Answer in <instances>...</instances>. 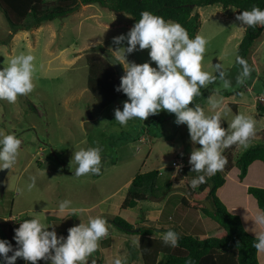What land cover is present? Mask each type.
<instances>
[{
	"label": "rangeland",
	"instance_id": "1",
	"mask_svg": "<svg viewBox=\"0 0 264 264\" xmlns=\"http://www.w3.org/2000/svg\"><path fill=\"white\" fill-rule=\"evenodd\" d=\"M195 11L200 20L197 34L209 42L202 70L214 72V65L221 63L231 86L225 88L222 81L210 84L201 89L202 95L195 97L193 104H199L207 114H211L210 99L222 102L223 93H227L229 101L237 104L238 113L246 115L253 112L244 106L253 104L255 97L264 100V28L250 49L248 63L253 69L251 77L243 84H238L236 77L241 66L236 63V49L244 30L239 28L242 25L236 19L240 13L233 7L222 8L219 5L200 7ZM134 24L133 19L124 13H114L97 5H82L61 19L12 34L0 11V68L7 66L13 55L31 52L36 57L33 62V91L18 96L14 104L0 101V131L5 134L14 133L21 139L17 163L13 169H7L4 176L0 192V218L9 222L20 216L37 218L45 227H49L48 230L55 229L58 235L66 237L70 227L81 222L88 223V214L72 215L68 211L60 213V201L70 199L74 207L82 205L81 199L85 195L86 201L91 202L98 197L97 192L102 193L100 198L108 196L123 187L131 177L150 169L151 163L154 167L163 166L160 173H164L167 178L174 170L171 162L181 146L191 145L193 148L187 126L175 124L174 114L164 110L158 115L149 116L144 122L131 120L127 127H120L115 121L114 110L118 107L122 110L123 101L127 97L101 106L88 88L94 63L102 64L113 73V78L117 77L113 66L107 65L106 57H113L112 51L118 47L113 44V37L126 34ZM123 46H126V42ZM99 47L102 51L97 50ZM126 55L130 62L144 63L149 60L147 49ZM234 115L233 111H227L222 127L227 128ZM86 117L91 118L83 123ZM156 122L159 128L155 127ZM139 128L140 134L143 133L150 143L147 167L142 166V161L132 162L130 152L123 158L126 161L118 158V146L131 143L140 131ZM96 146L102 148L101 173L75 177L73 152ZM192 148L186 149L188 158ZM132 150L135 154L134 146ZM234 152L235 149L233 154L237 153ZM30 176L37 178V186L32 191L27 190ZM164 179L163 185L152 192L153 195L149 194L148 186H144L142 192L148 194V198L164 197L170 189ZM189 190L192 192V188ZM185 198L190 200L188 194H185ZM174 204L171 201L166 206L161 227L171 225L167 218L171 211L175 214L172 210ZM142 208L149 223L155 224L158 213L147 208L146 204ZM198 221L197 228L186 227L184 233L197 239L213 237L219 233L218 224L211 219L203 217ZM186 225L189 226L188 220ZM112 230L119 235L125 233L114 226ZM114 241L118 242L117 239ZM131 244L133 239L129 240ZM128 257L129 260L123 264H131L132 259L133 264H142L137 250H131ZM43 264H50V261H44ZM88 264H92V261Z\"/></svg>",
	"mask_w": 264,
	"mask_h": 264
},
{
	"label": "clouds",
	"instance_id": "2",
	"mask_svg": "<svg viewBox=\"0 0 264 264\" xmlns=\"http://www.w3.org/2000/svg\"><path fill=\"white\" fill-rule=\"evenodd\" d=\"M236 19L241 22L239 28L264 27V9L253 6L251 10L238 14ZM112 42L118 46L114 51L110 49L114 53L112 56L124 69L115 90L127 97L122 110L119 107L114 110L115 121L120 127H127L131 120L144 122L149 116L164 110L174 114L175 124L188 128L193 145L188 160L191 171L204 173L191 180L192 189L206 183V177L223 171L228 163L224 155L226 149L233 145L244 150L250 147L257 124L252 116L237 113L230 122L227 121L225 128L222 120L230 109H226L222 102L210 99L211 114H207L199 104H193L194 98L202 95L201 89L210 84L222 81L225 88L231 86L221 63L214 65V72L202 70L209 43L204 36L197 34L190 38L180 23L143 11L134 26L126 34L113 37ZM125 42L126 46H123ZM145 49L148 50V61L136 63L127 59L126 54ZM35 59L31 52L20 53L13 55L7 66L0 68V101L14 104L18 96L33 91ZM236 63L241 66L236 81L243 84L251 77L253 69L239 55ZM20 145L21 139L14 133L0 131V170L13 169L20 154ZM101 152L99 146L73 152L72 160L76 164L73 175H99L102 171ZM176 167L179 171L183 164ZM36 186V176H30L27 190L32 191ZM66 210L72 215L80 211L72 207L70 199L58 204L60 213ZM251 220L254 221L251 231L255 233L253 247L257 252H264V210L255 211ZM48 229L37 218L19 223V227L14 229L15 247L9 240L0 238V264H17L18 259L30 264H38L40 260L50 261V264H88V258L98 250L100 241L109 235L108 221L103 216L90 217L87 224L81 222L70 227L66 237L58 235L55 229ZM179 239L173 228L161 234L163 244L172 248L179 246ZM113 264L123 262L116 258ZM185 264H195V261L189 257Z\"/></svg>",
	"mask_w": 264,
	"mask_h": 264
},
{
	"label": "trees",
	"instance_id": "3",
	"mask_svg": "<svg viewBox=\"0 0 264 264\" xmlns=\"http://www.w3.org/2000/svg\"><path fill=\"white\" fill-rule=\"evenodd\" d=\"M82 5H97L114 13H124L130 16L134 23L140 19L143 11H150L167 21L180 23L188 31L190 38H194L200 27L199 15L195 9L219 5L222 8L233 7L241 13L244 10H251L253 6L264 9V0H0V11L10 32L15 34L20 30L29 31L42 23L61 19ZM262 30L263 27L244 28L237 45L236 56L239 55L249 62L250 49ZM97 50L102 51V48L99 47ZM106 63L110 66L108 62ZM92 67L88 88L101 106L109 101L126 97L122 92L115 90L120 78H113V73L100 63H94ZM256 110L259 116L264 117V104H257ZM156 124L157 122L154 125ZM142 135L143 133L138 139ZM235 147L236 145H233L225 150L224 155L228 163L223 171L206 177V183L194 190L196 193L186 187L192 202H182L184 206L199 210L205 217L218 224L220 232L213 237L197 239L192 235L179 233L169 225L167 228L175 229L180 237L179 246L172 248L163 244L153 227L133 226L118 216L110 220L111 225L118 230L137 235L142 264H185L189 257L195 261V264H259L257 250L253 247L255 237L245 231L238 216L226 210L216 191L223 186L225 175L233 168L238 171L239 181L246 177L249 166L254 162L262 164L264 174V144L250 145L247 150L243 149L236 155L233 154ZM156 176V172L147 175L137 174L130 183L121 209H134L139 212L138 204L148 197L142 189L148 186L149 194L153 195ZM246 192L255 200L258 210H264V188L250 186ZM203 201L210 203L213 212L202 205ZM26 219L31 217L20 216L10 222L0 218V238L9 240L15 247L14 229ZM160 230L165 231L163 228ZM42 262L43 260H40L38 264ZM17 264H30V262L18 259Z\"/></svg>",
	"mask_w": 264,
	"mask_h": 264
},
{
	"label": "crops",
	"instance_id": "4",
	"mask_svg": "<svg viewBox=\"0 0 264 264\" xmlns=\"http://www.w3.org/2000/svg\"><path fill=\"white\" fill-rule=\"evenodd\" d=\"M238 13V12H237ZM264 28V27H263ZM263 33V30H262ZM261 33V34H262ZM242 36V35H241ZM241 38V37H240ZM238 45V44H237ZM252 56V55H251ZM252 61V58H251ZM254 62V61H253ZM212 95V94H211ZM222 97V104L225 106L226 109H230L235 114L238 113V107L237 104H233L229 101L230 97H227V93H223ZM209 102V99L207 100ZM255 101L253 104L244 106L246 109H251L253 112L247 113L246 115H251L256 121V135L251 139L250 145H261L264 144V117H261L258 115L256 110ZM258 118V119H257ZM93 119V118H92ZM86 120H82L84 123ZM158 127V123L155 126ZM141 128V126H140ZM139 128V129H140ZM140 131L137 133L136 137L132 139L131 143L126 142V144H121L118 146V154H119V160H122L128 152L131 153L130 158H132V162L134 161H142V166L147 167L146 162L149 160V155L151 152L150 149V143L149 141L145 146H142L139 151H137L138 148V137L140 135ZM185 144V143H184ZM187 145L189 142L186 143ZM134 146L136 153L134 154L132 147ZM201 147V146H199ZM187 148H192L191 145H182L181 149L178 154L181 155L184 159V166L179 170V172H175L172 170L170 175L166 178L164 173H160L162 167H154L153 163L150 164V169H147L144 172H140L141 175H147L151 172H156V185L155 190L159 189L163 185L162 179L166 180V185H169L170 189L167 191L163 199L159 202L151 200V197H147L145 200L141 201L138 204V211L136 212L134 209H121V205L124 202L127 194V190L130 186L131 181L134 177H131L130 180H128L123 187L117 189L113 193H111L108 196H104L103 198H100L101 192H97L98 197L95 198V201H86V195L85 198H82V205L80 206H74V208L80 210L78 213H86L88 214V220L90 217H96V216H103L108 221V228H109V235L105 238H103L100 241V246L98 250L93 254V257H89L88 262L96 261V264H113L114 259L119 258L122 262L128 261L129 257L128 255H131V250H137V253L140 255L138 251V237L137 235H129V234H115L114 230H112V226L110 223V220L116 216H121L124 218L123 220H126L127 223L133 225V226H146V227H153L155 228V233L158 237H161V234L164 232L160 230L161 228H165L166 231L169 225L166 224V227H161L162 221L161 219L163 216H165V208L166 206L172 202H174V206L172 208L173 211H175V214L171 211L170 215L167 218V222H170L176 230L182 231V233L186 232V227H189L190 229L197 228L198 220L203 219L205 217L199 210H195L191 207L184 206L182 204L183 201L186 203H191L192 199L187 200L185 198V192L188 194L186 187L190 189V182L192 179L196 178L198 175H202L204 173H196L191 171V166L188 163V153L186 152ZM238 147H235V154H238L240 151L237 150ZM192 151V150H191ZM190 151V152H191ZM176 155V156H178ZM175 156V157H176ZM174 157V158H175ZM174 160V159H173ZM172 160V161H173ZM122 161H126L123 159ZM130 161V162H131ZM172 163V162H171ZM172 168V167H171ZM173 169V168H172ZM49 170V169H48ZM238 171L233 168L229 173L225 175V182L222 187H220L216 191V195L219 198V200L222 202V204L225 206L226 210L233 215H236L240 218L242 226L244 229H249L246 231L251 236L255 237V233L251 231V228L254 227V221H252V216L255 211L258 210L255 200L249 196L246 192V189L250 186L253 187H262L264 188V174L262 169V164L260 162H254L251 164L248 168V172L246 177L239 181L237 178ZM95 182L96 180H92ZM258 182H262V184H259ZM195 189H192L194 193ZM148 199V201H147ZM88 202V203H86ZM147 205V208L150 210L154 209L155 212H157V220L155 224L151 225L149 223V219L144 215L143 212V206ZM248 210V211H247ZM67 211V210H66ZM154 211H152L154 213ZM69 212V211H68ZM70 213V212H69ZM188 220L189 226L186 225V222ZM195 225V227H193ZM220 232V230H218ZM187 234V233H186ZM117 239V243L114 241ZM133 239V244L129 245V240ZM132 259V258H131ZM257 259L259 264H264V252H257ZM44 262V260H43ZM43 262L41 264H43ZM131 264H133V259L131 261Z\"/></svg>",
	"mask_w": 264,
	"mask_h": 264
},
{
	"label": "water",
	"instance_id": "5",
	"mask_svg": "<svg viewBox=\"0 0 264 264\" xmlns=\"http://www.w3.org/2000/svg\"><path fill=\"white\" fill-rule=\"evenodd\" d=\"M106 59H107L108 63H109L111 66H113L117 78H120V77L123 75V71H122V67H121V65H120L118 62H115V58H113V57H111V56H107ZM89 118H91V117H86V121H87ZM6 172H7V169L2 170V171L0 172V192H2V188H3V180H4V176H5ZM182 191L185 192V194H187L186 191H184V189H182ZM150 199L159 202V201H161V200L163 199V197H160V198H154V197H151ZM202 205H204V207H205L208 211L213 212V209H212V207H211V205H210V203H209L208 201H203V202H202ZM174 230H175V229H174Z\"/></svg>",
	"mask_w": 264,
	"mask_h": 264
},
{
	"label": "built area",
	"instance_id": "6",
	"mask_svg": "<svg viewBox=\"0 0 264 264\" xmlns=\"http://www.w3.org/2000/svg\"><path fill=\"white\" fill-rule=\"evenodd\" d=\"M254 101H255V104H264V100L260 97H255ZM137 141H138L137 151H139V149H141L142 146H145L148 142L146 136H143V135ZM179 164H183V166L185 164L184 159L181 155L180 156L178 155L174 158V160L171 163V167L177 170L176 166Z\"/></svg>",
	"mask_w": 264,
	"mask_h": 264
}]
</instances>
